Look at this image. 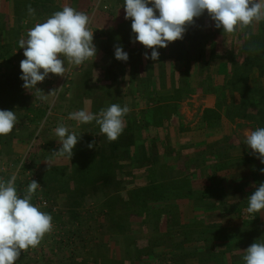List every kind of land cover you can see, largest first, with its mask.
I'll return each mask as SVG.
<instances>
[{"label":"rangeland","instance_id":"rangeland-1","mask_svg":"<svg viewBox=\"0 0 264 264\" xmlns=\"http://www.w3.org/2000/svg\"><path fill=\"white\" fill-rule=\"evenodd\" d=\"M123 4L124 0H48L46 2V8L49 10V16L52 15V13H54L58 8L62 10L64 6H70L77 11L85 12L90 16V27L94 31L93 43L97 48V54L94 60H88L80 66L68 65L66 62V67L69 70L64 76L49 74V76L42 83H38L36 87L41 89L45 94L58 89L56 94L54 96H50L48 101L45 102V104L48 105L46 116L39 120L35 127L32 124L25 123L21 128H18L16 123L10 134L0 136V178L7 180L13 172H16L17 169H19L16 183L17 188H21V190L18 191L21 196H23V190L27 187L31 180H38V175H36V177L33 176V171L31 170L32 168H28L27 170L21 169L22 162L26 160H30L33 163L38 161L40 163L38 168L41 173H46V171L49 172L51 168L53 169V167L58 169L59 172H56V178L59 182L58 184L53 182L54 185L58 187L62 186L66 179L67 172L71 171L75 164H79L80 160L78 156L89 151L87 145L92 143L93 139L92 137H88V133L92 134L93 132H91L90 128L87 132H79L81 130H78V128H84L74 126L75 121L68 119L69 113L74 112L81 103L79 100V96L81 94H92V103L94 102L96 105L92 106L93 113L99 112L101 108L108 107V102H110V105L114 102L119 104L118 90H116L115 87H97L95 90L97 89L99 94L95 96L96 91L91 93L94 89L90 88L88 85L91 73L94 71V64H96V62L104 74V79L102 78L100 81L110 80L112 74L119 75L118 77H123V74L120 73V69L122 68H124L125 72L129 70V78H140L139 76L142 72L141 67L144 64V70L147 71V79L148 77H151V73L153 71L152 68L154 66H157L158 68L160 67L159 75H162L164 65L161 67L160 65H157V61H153L151 59L146 60L144 58L145 52H147L150 57L151 49H146L139 42L133 43L135 34L132 33L131 30V19L125 20L124 18L125 11ZM16 11H20V9L17 7L14 8L12 0H0V18H3L5 22L3 23L5 27L4 29L8 28L7 30H9L13 28L12 36L0 35V53L11 55L10 58L12 62L6 63L4 61V63L8 65V69H6L13 70V72L15 71L17 72V75H19V73H21L20 61L25 59V57L23 56V53L21 55L17 53L18 51L12 46L11 42L14 40V35L16 39H21L22 37L25 38V31L28 30L27 27L31 21H33V24L30 28L34 27L36 23H42L47 18V13H43L40 17L37 16L38 19L35 18L36 15L35 17L30 16L29 18L23 19L22 26H24V28L18 33ZM206 19L212 22L207 12H205L201 17L196 18L197 23L200 24V26L198 25L199 28L205 26L204 22H206ZM127 40L129 42H127ZM116 45L122 46L123 50L128 53L129 59L126 62L119 61L115 58L114 46ZM171 45H173V42L169 43V46L166 48L158 49L160 56L159 59L164 57L163 55L167 52L169 59L172 58L171 54H175L177 58L180 54H182L180 51L177 52L174 45ZM142 60H144V64ZM132 61H136V63H133ZM245 64L247 65V62ZM252 67L254 66H250L249 63L247 66V68H249L248 73ZM181 68L182 69L180 70L178 69L180 74L177 78H180L182 82L184 79L189 80L190 71L189 67H187V63H181ZM103 69L105 70L103 71ZM175 75L176 72L174 75L173 72L169 73L168 79H170L171 83L175 82ZM210 77L211 75L207 74L204 84H207V80H209ZM166 78L167 76L162 77V80H166ZM23 83L24 82H22L21 86ZM237 86L240 85L237 84ZM192 89L193 88L190 86L189 81H186V84L183 82L178 85V90L180 91L181 96H184L183 101L180 104L178 114L185 122H190L187 120H190L189 118L191 117H199L201 107L202 105H205V103H202L201 101L202 98H206V96L212 97L211 103L214 104V107L216 102H219V105L222 106L226 104V99L225 96L221 97L218 92L227 90L230 96L229 102L232 103V95L230 94V87L228 84L225 85V87L215 88L214 90L211 88L210 90L213 91H209L210 93H207L208 90H206L204 94L199 93L200 95L194 99L191 97L196 94L191 93ZM107 90H109V94H104V91ZM32 91L35 92L34 89H32ZM89 96L90 95L88 94L86 95L87 98ZM24 97L28 99L30 98L31 101L35 98L34 95L33 97H30L27 92H25ZM190 99L194 101H190ZM225 106L226 111L230 112L231 109H229V107H231V104L229 106L226 104ZM243 108L245 107H242L241 111L243 124L237 125L236 129L238 130L237 133L241 134L240 137L243 140V157L251 156L252 158H255V156L251 154V150L248 146L244 144L245 132L248 130H254L257 127H264V120L259 118V115H247V113L243 112ZM234 112L235 110H233V113ZM235 113L236 115L239 114L237 112ZM215 123L216 122H214V124ZM60 124H64L70 131H74L78 135L81 134L79 143L73 149L74 155L71 158V161L67 158H53L51 154L52 151L59 150L62 146L58 142V137H56L54 132V129ZM94 126L97 127L96 124ZM95 146L91 149H95ZM91 171L93 172V170ZM93 173L91 182H94L93 178L97 175H95V171ZM123 177H128L129 179L131 178L129 175ZM262 182H264V177L262 178ZM55 186L51 187L52 193L50 199L45 198L42 195V192L38 191V194L33 197V204L39 206V208L44 212L46 210H51L53 214L61 215L62 222L64 223L53 221V230L51 233L45 235L38 247L22 251L21 254L24 255L25 260L31 259L32 257H35V255L39 258L42 253H45L48 255V258L51 257L49 264L135 263L133 262V249L137 247L147 248L149 240L146 235L150 233V235L153 234V232H149V227H147L148 223L145 219H141L136 215H130L127 212L126 216L121 219L124 220L118 222V212L120 211L119 205L115 206L114 209L117 210V212H114L113 210L112 212L110 211V208L105 207L103 200L96 201L94 199H89V194L85 193V189L78 192L76 191L77 193H75V189H72V186L69 190H73L74 193H70L67 198L68 195H62L59 194L57 190L55 191ZM88 193L90 192L88 191ZM97 194L98 193H96V197ZM237 206L242 207L243 205L239 204ZM69 210H74L73 212H76L78 219L70 221L68 214ZM242 212L245 213V210H242ZM256 219V228L262 231H257L258 236H260V239L264 240V211L259 213L258 218ZM187 220V218L186 220L183 219L185 223ZM253 221L254 218H249L247 220L244 219V224L248 225ZM154 235L155 233L153 236ZM33 253H35V255ZM194 262L195 259L189 261V263Z\"/></svg>","mask_w":264,"mask_h":264},{"label":"trees","instance_id":"trees-1","mask_svg":"<svg viewBox=\"0 0 264 264\" xmlns=\"http://www.w3.org/2000/svg\"><path fill=\"white\" fill-rule=\"evenodd\" d=\"M12 1L14 8L20 9V11H16L18 33L24 28L22 26L23 19L30 17L26 9L28 4L34 7L36 19L43 13H47V18L49 17V10L46 8L48 0ZM60 10L58 8L56 11ZM3 23H5L3 18H0V35L12 36L13 28L4 29ZM32 24L33 21L27 28L29 29ZM204 24V28H199L200 24L195 19L194 24L187 27L183 39L173 42L177 52L180 51L183 54V62L194 59L196 62L207 65L216 56H224L216 52L218 51L217 35L221 33V29L215 27L214 21L211 22L206 19ZM26 33L27 31H25ZM262 39L259 45H253L257 51L264 48ZM19 40L14 35V40L11 43L18 51L17 53L21 55L23 51L19 48ZM127 42L129 41L127 40ZM207 51H209L208 54ZM171 56L175 57L176 55L171 54ZM227 56H229L228 53ZM10 57V54L0 53V110L14 111L17 116L18 128H21L25 123L32 124L35 127L37 122L46 116L48 105L39 99L34 98L31 101L30 98L24 97L25 92L30 97H33L32 90H26L21 86L23 81L20 76L22 73L17 75V72L7 70L8 65L4 61L6 63L12 62ZM260 60L261 58L259 57ZM229 62L232 64L233 61L230 59ZM248 69L243 66L241 71H239V68L232 67L230 69V78L226 79V84L229 85L232 96L237 93L240 97L241 105L245 107L243 111L252 104L250 100L256 102L258 100V104L261 105L258 106V117L263 120L264 91L261 86L259 87L258 82L257 86H250L249 73L251 71L248 73ZM263 73L264 65L259 64L258 77H261ZM237 84L240 86H237ZM101 137L107 140L104 135H101ZM119 140L108 144L96 142V144L98 143L96 150L79 155V164H75L71 171L67 172L62 186L56 187L53 183L56 182L58 184L59 182L56 178V172L59 171L54 167L49 172L41 173L39 172L40 163L38 161L33 163L30 160H26L23 162L24 166L21 169L32 168L33 176L36 177L38 175L37 182L41 186L36 194L41 191L42 195L47 199L51 198V187L55 186V191L57 190L62 195H68V198L70 193H74L73 190H69L73 186L72 189H75V193L85 189V193L89 194V199L103 200L105 207L110 208V211L117 212L114 209L115 206L119 205L118 222L124 220L121 219L126 216L127 212L130 215L145 219L150 225L149 227H151L149 232H153L155 235H150L151 233L146 235L149 240L147 248L137 247L133 249L134 264H244V250L254 242H264L257 233V231H262L256 228L255 224L258 214L254 217V221L247 225L244 224V219L247 220L253 217L246 211L245 213L242 212V210L247 208V197L261 183L258 181L259 178L253 177L255 186L250 191L244 190L243 186L233 185L231 181H228L229 183L226 185L218 181H211L205 187L201 186L198 189H192L189 186L181 187L178 181L165 182L162 180V182L158 183L152 177H149L150 181L144 187L136 188L129 183L127 185L129 188H126L125 184L122 183L123 180H120L124 174H131L133 172L132 169L144 166L143 161L145 159L157 156L152 155L151 152L149 153L151 157L145 156L148 152L145 149L140 151L143 147L134 145L132 139L129 140L128 144H126L127 141L125 142L124 138ZM130 145L134 147L132 151L126 148V146L129 147ZM212 156L217 159L218 154ZM152 167L153 165L151 164L149 169ZM91 170L96 172L95 175L97 174L93 178L94 182H91L94 174ZM17 189L18 191L21 190V188ZM123 192L126 193L125 196L122 194ZM96 193L99 194H97V197ZM33 200L32 203L34 202ZM180 202L187 203L188 206L192 207L193 216L186 223L181 216ZM239 204H244V206L240 207L242 210H239V213L230 212L228 214L232 216L231 218L237 219V224L227 222L224 225L218 221L217 215L220 208L234 207ZM73 211L69 210L68 212L70 221L78 219L76 212ZM45 212L53 217V221L64 223L61 215L53 214L51 210H46ZM160 225H165L163 231H159ZM192 259H195V262L189 263Z\"/></svg>","mask_w":264,"mask_h":264},{"label":"crops","instance_id":"crops-1","mask_svg":"<svg viewBox=\"0 0 264 264\" xmlns=\"http://www.w3.org/2000/svg\"><path fill=\"white\" fill-rule=\"evenodd\" d=\"M246 33L248 34L247 38H245ZM217 37L218 51L216 52L224 56H216L207 65L196 62L194 59L186 61L190 77L189 80H183V82L186 84V81H189L190 86L193 88L191 93L196 95L191 98L198 97L199 93L204 94L206 90H208L207 93H210L215 88L225 87L227 85L226 79L230 78V69L235 67L241 71L246 62V69L249 63L250 66H254L249 70L251 71L249 73L250 86L254 87L258 82L259 87L261 86L264 91V73L261 77H258V64L264 65V57H262L264 56V48L256 52L250 51V49L254 48L253 45L261 43L260 40L262 38V42H264V21L255 25L254 28L245 29L243 32H238L234 35L224 34L221 29V33ZM167 53L157 61V65L161 67L164 65L162 75H159L160 67L154 66L151 77H148V79L146 77L147 71L144 70V60H142L144 65L141 67L140 78L137 77V79L129 78V70L125 72L124 68H122L120 73L123 74V77L112 74L110 80L100 81L102 78L104 79V74L100 70L98 63L94 64V71L92 72L93 74L91 73L88 85L94 89L91 93L96 91L95 96H97L99 92L95 88L115 87L118 90L119 104L121 106L127 104L131 109L130 113L125 117L126 127L119 139L123 140L124 138L125 142L127 141L126 144L132 139L134 145L143 147L140 151L145 149L148 152L145 156L151 157L150 152L152 155L157 156L145 159L143 161L144 166L132 169L133 172L129 174L131 178L123 177L122 183L125 184L126 188H129L127 186L129 183L139 188L144 187L150 181L149 177H152L158 183L162 182V180L165 182L178 181L181 187L189 186L192 189H198L201 186L205 187L211 181H218L223 185L231 181L233 185L243 186L246 191L252 190L255 186L254 176L259 178V182H262L264 173H261L260 169L264 168V164L256 157H243V140L236 129L237 125L243 124L240 97L237 93H234L231 99L232 103H230V96L227 90L218 92L221 97L225 96L228 106L231 104V107H229L231 111L229 112L226 111V104L220 106L219 102H216L214 107V104L211 103L212 97L206 96V98H202L201 102L205 103V105H202L199 117H191L189 118L190 120H187L190 122H185L178 114L184 96L182 97L178 90V85L183 82L180 78H177V76L179 77V70L182 69L181 63H183L184 56L180 54L178 58L175 56L169 59ZM208 53L209 51H207ZM227 53L229 56H227ZM229 57L233 61L232 64L229 62ZM259 57L261 58L260 61ZM132 62L136 63V61ZM171 72H173V75L176 72L174 83H171L170 79H168ZM207 74L211 75V77L207 80V84H204ZM165 76H167L166 80H162V77ZM211 88L213 90H210ZM108 91H104V94H109ZM87 94L90 95L88 98L86 97ZM91 95L90 93L81 94L79 96L81 103L75 111L88 109L93 112L92 106L95 104L94 102L92 103ZM190 101L194 100L190 99ZM250 101L252 104L247 106L248 108L243 112L247 113V115L258 116V106H261L258 105L259 101ZM233 110L239 114L236 115ZM262 117L264 118V116ZM214 122L216 123L214 124ZM94 125V121L89 124L77 125L76 122L74 124V126L84 128H78V130H81L79 132H87V130L91 129L93 133H88V137H92L93 141L108 144L109 141L102 139V134H100L98 129L99 126L95 127ZM119 139L117 141H120ZM126 148L130 151L134 149L131 145L129 147L126 146ZM91 150L89 149L87 152ZM214 154H218L217 159L212 156ZM151 164L153 165L152 171L149 169ZM126 175L124 174V176ZM122 194L125 196V192ZM241 205L244 206V204ZM191 208L187 203L180 202L179 209L183 219L186 220L187 218L189 220L192 218ZM239 210L242 209L238 206L220 208L217 215L218 221L224 225L227 222L237 224V219L231 218L232 216L228 214L230 212L239 213ZM164 228L165 225L159 226L160 231L164 230ZM150 229L151 227H149ZM33 254L35 255V253ZM49 260H51V257L48 258L45 253H42L39 258L35 255V257L28 260H25L24 255L21 254L16 264H49Z\"/></svg>","mask_w":264,"mask_h":264},{"label":"clouds","instance_id":"clouds-1","mask_svg":"<svg viewBox=\"0 0 264 264\" xmlns=\"http://www.w3.org/2000/svg\"><path fill=\"white\" fill-rule=\"evenodd\" d=\"M151 5V6H149ZM125 20L131 19V30L135 34L133 43L139 42L151 55L145 52L144 58L158 61L159 48L181 40L189 25L205 12L222 29L224 34L234 35L245 29L254 28L264 21V0H124ZM29 16L35 17L31 4L26 6ZM90 16L70 6L55 11L42 23H36L27 30L26 38L19 40L25 59L20 61L24 82L23 88L31 91L35 99L48 101L58 89L45 94L37 88L49 74L64 76L68 65L80 66L88 60H94L97 48L93 43L94 31L90 27ZM248 34H245L247 38ZM115 58L126 62L129 57L122 46H114ZM256 52L257 49H250ZM60 89V88H59ZM130 107L113 103L99 112L93 113L81 109L69 113L68 119L77 125L93 121L99 126L100 134L109 142H115L123 134ZM17 123L12 110H0V136L10 134ZM59 150L51 152L53 158H67L71 161L73 149L79 143L81 134L70 131L64 124L54 129ZM96 142L89 143V149ZM244 144L251 154L264 164V127L245 132ZM24 166L22 162L21 167ZM19 169L9 179L0 178V264H16L22 251L36 248L46 234L53 230V217L32 203L40 184L31 180L21 196L16 187ZM264 173V168L260 169ZM245 211L254 218L264 211V182L247 197ZM244 264H264V242H254L244 250Z\"/></svg>","mask_w":264,"mask_h":264}]
</instances>
